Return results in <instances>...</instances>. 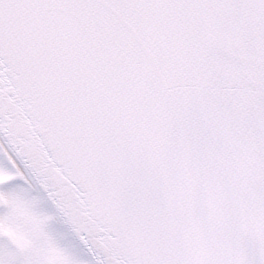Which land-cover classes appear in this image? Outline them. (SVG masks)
Here are the masks:
<instances>
[{
    "label": "snow or ice",
    "instance_id": "obj_1",
    "mask_svg": "<svg viewBox=\"0 0 264 264\" xmlns=\"http://www.w3.org/2000/svg\"><path fill=\"white\" fill-rule=\"evenodd\" d=\"M0 264H264V0H0Z\"/></svg>",
    "mask_w": 264,
    "mask_h": 264
}]
</instances>
